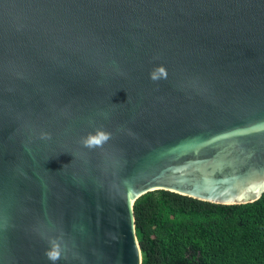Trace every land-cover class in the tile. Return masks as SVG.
<instances>
[{
	"label": "water",
	"instance_id": "obj_1",
	"mask_svg": "<svg viewBox=\"0 0 264 264\" xmlns=\"http://www.w3.org/2000/svg\"><path fill=\"white\" fill-rule=\"evenodd\" d=\"M157 189L263 193L264 0H0V264H141Z\"/></svg>",
	"mask_w": 264,
	"mask_h": 264
},
{
	"label": "trees",
	"instance_id": "obj_2",
	"mask_svg": "<svg viewBox=\"0 0 264 264\" xmlns=\"http://www.w3.org/2000/svg\"><path fill=\"white\" fill-rule=\"evenodd\" d=\"M141 264H264V191L217 204L157 189L133 204Z\"/></svg>",
	"mask_w": 264,
	"mask_h": 264
},
{
	"label": "clouds",
	"instance_id": "obj_3",
	"mask_svg": "<svg viewBox=\"0 0 264 264\" xmlns=\"http://www.w3.org/2000/svg\"><path fill=\"white\" fill-rule=\"evenodd\" d=\"M126 99H127V95H126ZM42 138H48V134L47 133L42 134ZM105 139H107V136H105ZM84 143L89 147L93 146L88 139H85ZM97 143H99V141H97Z\"/></svg>",
	"mask_w": 264,
	"mask_h": 264
}]
</instances>
